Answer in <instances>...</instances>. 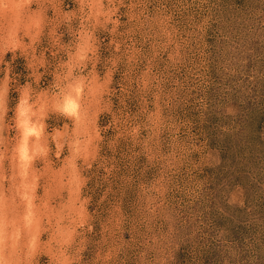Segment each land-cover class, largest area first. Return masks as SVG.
<instances>
[{
  "label": "rangeland",
  "instance_id": "obj_1",
  "mask_svg": "<svg viewBox=\"0 0 264 264\" xmlns=\"http://www.w3.org/2000/svg\"><path fill=\"white\" fill-rule=\"evenodd\" d=\"M0 264H264V0H0Z\"/></svg>",
  "mask_w": 264,
  "mask_h": 264
},
{
  "label": "clouds",
  "instance_id": "obj_2",
  "mask_svg": "<svg viewBox=\"0 0 264 264\" xmlns=\"http://www.w3.org/2000/svg\"><path fill=\"white\" fill-rule=\"evenodd\" d=\"M14 5L5 3L3 5V8L7 12L9 9L13 8ZM67 83L65 85L64 94L71 97V99L76 103L77 107H80V104L83 100V97L79 95V92H82L84 82L81 78L72 76L71 73H69V76L66 77Z\"/></svg>",
  "mask_w": 264,
  "mask_h": 264
},
{
  "label": "bare ground",
  "instance_id": "obj_3",
  "mask_svg": "<svg viewBox=\"0 0 264 264\" xmlns=\"http://www.w3.org/2000/svg\"><path fill=\"white\" fill-rule=\"evenodd\" d=\"M64 101H65V103H64L65 104V109L67 111L70 112V111L76 109L75 108L76 104L71 98H66ZM62 107H64V106L62 105ZM26 120L28 121V119H26ZM27 121H23L22 122V129H23L22 139L23 140L21 139L22 142L19 144V146L17 148V151L19 152L20 157L22 159H24L25 161H26L25 158H27V155H28V152H29L28 149L30 148L29 144H28V142H29L28 141V136L31 135V133H35L37 131V130H34V129L30 128L28 126ZM34 136H36V135H34ZM14 246H15V244H14Z\"/></svg>",
  "mask_w": 264,
  "mask_h": 264
}]
</instances>
